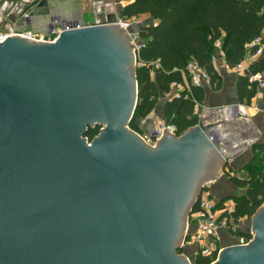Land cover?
<instances>
[{"label": "water", "instance_id": "95a60500", "mask_svg": "<svg viewBox=\"0 0 264 264\" xmlns=\"http://www.w3.org/2000/svg\"><path fill=\"white\" fill-rule=\"evenodd\" d=\"M36 6L46 7L49 20L71 28L52 43L20 40L17 46L12 40L18 37L0 43V264H132L125 258L131 238L125 187L133 189L139 163L160 157L173 161V187L183 193L178 209L185 226L201 191L222 173L225 158L199 125L179 136L164 130L156 142L163 150L150 153L140 149L143 139L127 124L111 147L88 146L82 135L96 116L81 119L74 132L71 69L99 59V67L90 71L101 77L129 65L128 120L138 90L134 47L113 13L85 24L81 17L61 18L49 0ZM149 117L144 119L150 122ZM156 187L148 183L146 188ZM251 217L258 253L228 245L211 264H263L264 202Z\"/></svg>", "mask_w": 264, "mask_h": 264}, {"label": "trees", "instance_id": "16d2710c", "mask_svg": "<svg viewBox=\"0 0 264 264\" xmlns=\"http://www.w3.org/2000/svg\"><path fill=\"white\" fill-rule=\"evenodd\" d=\"M143 14L147 19L138 27V38L142 44L136 57L138 90L130 123L131 128L140 134L143 131L136 124L137 120L150 114L159 93L168 94L173 83L183 82L181 70L189 60L194 58L205 67L211 84L218 88L220 78L212 68L211 55L221 49L225 62L232 67L243 59L247 51L254 52L256 47L248 50L245 47L247 43L256 37L264 41V0H129L120 11V17L125 20ZM262 70L264 55L238 75L239 102L248 103L256 92L255 84L248 81V74ZM204 96L203 87L189 84L164 102L161 118L174 126L176 136L198 123L193 109ZM95 131L89 129L85 136L91 139ZM263 152L264 144L254 145L253 158L245 175L223 169L237 189H244L241 194L223 198L234 204L233 221L243 216L251 217L264 202ZM196 207L197 203L193 210ZM240 236L250 235L240 233ZM215 256L195 255L193 263L210 264Z\"/></svg>", "mask_w": 264, "mask_h": 264}, {"label": "flooded vegetation", "instance_id": "af4514ba", "mask_svg": "<svg viewBox=\"0 0 264 264\" xmlns=\"http://www.w3.org/2000/svg\"><path fill=\"white\" fill-rule=\"evenodd\" d=\"M20 40L22 39L19 37L15 38L12 43L18 46L21 44ZM92 60L88 58L86 63L73 67L69 76L71 108L75 118L73 129L76 133V126L84 117L96 116L85 129V132L89 129L96 130L95 134L89 139L84 132L82 138H85L88 146L102 151L112 146L111 141L125 130L126 124L132 129L130 123L133 114L130 119L127 118L133 84L129 78V65H121L119 73L105 72L106 74L101 77H94L95 74L93 75L90 70L93 67L98 68L100 64L99 59ZM103 68L106 71L110 70L107 65ZM157 141L142 140L140 149L144 153H150L154 149L163 150L156 144ZM164 155L168 156L164 153L160 156ZM171 163L173 161L169 157L150 160V163L146 164L139 163L140 171L137 170L135 175L133 189L129 184L125 187V192L128 188L126 202L131 209V214L128 212L129 216H126V230L131 238L127 241L128 251L125 258L132 264H194L195 257L191 261L183 251L188 239L187 221L190 215L184 226L183 216L178 209L181 202L179 195L183 193L181 188L173 187L175 176L170 168ZM148 183L156 184L158 187L148 190L146 188ZM129 191L134 193L133 197H130L132 194ZM260 228L264 231V221ZM256 243V237L251 236L250 243L239 246L245 247L244 251L254 255L258 253L255 250ZM262 253L264 260V249Z\"/></svg>", "mask_w": 264, "mask_h": 264}, {"label": "crops", "instance_id": "0c3cea01", "mask_svg": "<svg viewBox=\"0 0 264 264\" xmlns=\"http://www.w3.org/2000/svg\"><path fill=\"white\" fill-rule=\"evenodd\" d=\"M54 6L51 11H56L61 18H68L71 21L80 17L85 24H91L95 19L105 21L108 13H113L116 20H125L120 17L121 9L129 0H49ZM37 0H4L2 5V28L15 31L32 30L44 32L49 13H45L46 7H37ZM50 11V12H51ZM24 14H28L25 20ZM85 17L87 21H85ZM264 32V30H263ZM220 48V47H219ZM221 54L223 52L219 49ZM264 55V46L263 53ZM254 56L246 59L248 65L257 60ZM224 59L220 58L216 64V73L220 78V85L215 88L212 84L203 86L205 96L202 102L195 104L194 113L198 117L199 127L207 129L210 125L219 123L221 131L225 136L230 137V142L216 148L217 152L224 156L225 164L218 180L207 183L208 194L215 200L222 199L236 192H244V189H237L229 180L224 170L230 169L241 175L248 171L247 165L253 158L254 145L264 144V94L254 95L248 103H241L237 94L238 73L225 70ZM244 104L247 106V115L242 117L233 110V118L226 119L224 107L227 105ZM162 111L158 113L161 118ZM150 122L137 120V125L141 131L156 123L152 116ZM152 122V123H151ZM264 153V152H263ZM246 167V168H245ZM224 169V170H223ZM221 242L228 240L232 236L226 230L221 231Z\"/></svg>", "mask_w": 264, "mask_h": 264}, {"label": "built area", "instance_id": "2783aa9c", "mask_svg": "<svg viewBox=\"0 0 264 264\" xmlns=\"http://www.w3.org/2000/svg\"><path fill=\"white\" fill-rule=\"evenodd\" d=\"M38 1L39 0H37V2ZM2 5H4V0H0V43L5 41L9 37H19L40 43H52L63 31L71 28L69 24L62 23L60 19H48L46 21L44 32H37L32 30L15 31L10 27L2 28ZM24 18L25 20H28V14H24ZM117 22L127 30L129 26L128 22L122 20H118ZM141 44V41H135L134 43L133 47L135 57H137L138 51L141 48ZM216 44L217 46H219L218 41L216 42ZM252 46L256 47L254 52L250 53L249 51H247L243 59L236 65L231 67L224 60L222 62L224 69L233 71L238 74H243L249 66L247 63H245V60L250 59L254 56L260 57L262 55L264 41H262L261 37H256L245 45L246 49L248 50ZM220 58L224 59V56L219 50L217 54H212L210 57V62L214 71H216L217 69L216 64ZM181 73L183 75V82L172 84L171 90L174 88L175 91L172 92L171 96L176 95L177 92L184 87L187 88L189 84L200 87L211 84V77L209 72L194 58L187 62L185 68L181 70ZM248 81L255 84V95H259L260 93L264 94V70L248 74ZM197 103L198 102H196L195 104ZM235 109L236 113H238L242 117L247 115V106H245L244 104L227 105L224 107L226 119L233 118L232 112ZM164 130L170 133H174V126L166 123L164 120H160L152 126H149L146 131H143V133L140 134V136L145 141L153 142L158 140L162 136ZM203 132L208 141L215 148H218L230 142L231 140L230 137L225 136V134L221 131L219 123L216 125H210L207 129H204ZM151 137H154L155 140H151ZM207 189L208 185L206 184V187L203 189L198 199L196 209L193 210L189 216L190 223H192V228L188 232L189 238L187 239L186 243L193 246V257L191 258L192 260L195 255L207 257H211L214 254L217 255V252L220 249L219 243H221V231L226 230V225L230 224L232 220L231 214L234 211V204L230 199L222 198L219 200H215L208 194ZM235 239L236 242L229 245L248 244L251 241V236H240L236 237Z\"/></svg>", "mask_w": 264, "mask_h": 264}, {"label": "rangeland", "instance_id": "374dc122", "mask_svg": "<svg viewBox=\"0 0 264 264\" xmlns=\"http://www.w3.org/2000/svg\"><path fill=\"white\" fill-rule=\"evenodd\" d=\"M147 19L146 14L140 15L138 17H133L127 20H123L129 23V26L127 28V33L129 35V38L131 40L132 45L134 46L135 41H140L138 38V34H137V30L138 27L140 26L141 23H143L145 20ZM85 21H87V18L85 17ZM23 41H30L27 39H23L20 38ZM33 42V41H31ZM220 44V42H219ZM138 65V64H137ZM174 88L171 90L170 93L168 94H163V93H159L158 95V100L157 103L155 105V107L153 108V110L150 112L149 115L152 116L153 120L156 122H159L160 120H163L162 118L158 117V113H160L162 111L163 108V104L164 102L170 98L172 92H174ZM151 120V119H150ZM148 122V121H146ZM143 131H146L145 129H142ZM224 168V167H223ZM218 180V179H217ZM241 194L240 191L236 192L234 195H238ZM192 223H190V219L188 218L187 221V227H188V232L191 230L192 228ZM226 231L230 233V236H232L231 238H229L228 240L222 241L220 244V249L221 250L223 247H225L226 245L232 244L234 242H236V237H240V233H246L249 234L250 236H254L253 234V218L252 217H240L237 221H233V219L231 220L230 224L226 225ZM189 238V237H188ZM235 239V240H233ZM183 251L185 253V255L190 258V260L192 261V253H193V246L189 245L187 243H185V246H183ZM219 253V251L217 252V254Z\"/></svg>", "mask_w": 264, "mask_h": 264}, {"label": "bare ground", "instance_id": "6f19581e", "mask_svg": "<svg viewBox=\"0 0 264 264\" xmlns=\"http://www.w3.org/2000/svg\"><path fill=\"white\" fill-rule=\"evenodd\" d=\"M152 123V122H151ZM152 126V125H151Z\"/></svg>", "mask_w": 264, "mask_h": 264}]
</instances>
